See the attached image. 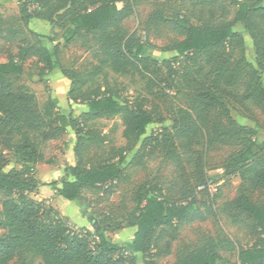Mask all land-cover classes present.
<instances>
[{"label": "trees", "instance_id": "1", "mask_svg": "<svg viewBox=\"0 0 264 264\" xmlns=\"http://www.w3.org/2000/svg\"><path fill=\"white\" fill-rule=\"evenodd\" d=\"M179 6L172 20L173 33L179 38L169 50L179 60L182 69L176 90L188 96L186 108L177 107L171 130L151 134L132 159L140 165L150 152L160 150L163 158L181 167L185 153L192 145H210L207 119L220 112L232 122L228 105L251 118L255 112L264 116V0H165ZM24 26L32 19L53 22L63 31L62 40L69 44L81 32L97 33L101 59L89 71L65 70L59 62V49L48 44H18L16 54L0 62V145L6 146L22 170L4 171L8 162L0 156V264H9L19 254L39 259L41 264H156L172 254L180 228L211 214L197 211L199 201L193 193L184 191L181 200L175 192L163 193L145 184L132 198V208L125 227L135 228L133 239L123 246L113 242L108 231L96 227L93 231L75 229L51 206L29 197L40 186L52 188L56 195L69 202L83 200V193L104 194L123 174V150L112 149L109 157L89 165L85 160L86 142L95 136L98 122L119 116L122 137L129 141L146 135L156 123L154 115L139 104L121 97L113 78L137 73L147 83L155 82L145 75L155 61L146 47L132 35H127L122 22L132 15L129 0H17ZM125 3L118 7V3ZM33 6V11L29 7ZM230 7L235 8L231 13ZM59 11H63L58 14ZM160 22V18L154 20ZM240 24L252 41L253 61L243 57L245 67L233 61L230 51L242 47V35L233 27ZM5 22L0 14V40H6ZM35 59L43 72L61 71L70 82L68 102L85 108L79 116L58 115L56 101L48 98L41 106L27 87L14 90L9 76H20L26 60ZM164 90V89H163ZM70 129L75 137L73 162L63 168L61 179L39 183L32 176L29 164L43 161V154L34 142L36 135L43 142L57 139ZM255 131L238 128L240 148L224 162L223 174L233 175L240 186L263 195L257 205L241 194L225 204L224 212L240 211L253 222L257 238L250 248L238 251L237 262L222 257L226 245L221 239H210L205 245L178 258L172 264H264V151L255 140ZM187 161V160H186ZM207 191L205 177L200 181ZM223 212V211H222ZM233 217V215H232ZM236 221V217L232 218ZM120 228V227H118Z\"/></svg>", "mask_w": 264, "mask_h": 264}, {"label": "rangeland", "instance_id": "2", "mask_svg": "<svg viewBox=\"0 0 264 264\" xmlns=\"http://www.w3.org/2000/svg\"><path fill=\"white\" fill-rule=\"evenodd\" d=\"M132 4V15L122 22L127 35H132L146 47L147 53L155 61L147 67L145 75H152L155 82L147 86L146 80L137 74H129L115 80L108 74L110 84H114L121 97L129 103L139 104L149 110L155 117L144 137L129 141L122 137V122L119 116L104 119L97 123L95 136L86 142L85 160L89 165L96 161L107 159L112 149H122L124 162L123 174L115 182L111 190L104 194L83 193V200L69 204L70 207L51 203L56 193L48 186H40L29 197L46 206L57 210L71 227L93 231L100 226L108 231L109 238L116 243L126 246L133 239L134 228L125 227L126 216L132 208V198L136 191L145 184L159 188L163 193L175 192L174 199L181 200L183 192L193 193L199 205L197 211L204 213L206 205L211 214L202 220H196L183 225L179 237L173 246L172 254L156 261V264H172L178 258L202 247L210 239H221L226 245L220 250L222 257L231 263L237 262L238 251L251 247L257 236L253 231V222L240 211L224 212L225 204L239 197L247 195L250 201L257 205L263 203L261 192H251L240 186L238 178L223 174L226 159L240 148L241 138L235 135L238 128L255 131V140L264 151V116L255 112L251 118L239 113L232 105H228L232 122H227L220 112L210 114L207 119V133L211 136L210 145H192L183 153L185 161L181 167H175L163 158L160 150L148 153L140 165L132 163L142 140L151 134H158L162 130H171L177 107L186 108L188 96L176 90L178 75L182 65L174 58L169 49L179 41L173 33L172 20L179 14L176 2L165 0H129ZM125 3H118L123 7ZM34 7H29L33 11ZM231 13L235 8L230 7ZM63 11H59L61 14ZM0 14L5 22L6 40H0V62H6L9 55L14 56L18 44H48L51 40L57 46L59 62L63 69L76 72L89 71L99 64L101 59L97 43L98 34L81 32L72 42L65 45L62 40L63 31L58 29L55 20L46 22L32 19L28 26H24L19 14L17 0H0ZM160 18V22L154 20ZM233 30L242 35V47L235 46L230 54L233 61L245 67L243 57L253 61L252 41L244 33L240 24H235ZM20 76H9L8 80L14 90L27 87L36 96L41 106L48 98L56 101L58 115L68 117L69 114L79 116L85 111L81 105L70 103L66 93L70 82L60 70L43 72L41 64L35 59L26 60L22 65ZM164 89V90H163ZM39 151L43 154V161L29 164L32 176L39 183H51L61 179V172L65 166L73 162L72 149L75 137L70 129L64 130L60 136L51 141L43 142L38 136H33ZM0 156L8 162L4 171L11 169L22 170L23 164L16 163L12 152L0 145ZM187 160V161H186ZM205 177L206 192L200 181ZM53 194V196H52ZM223 211V212H222ZM67 213L69 216H65ZM236 217V221L232 220ZM120 227V228H118ZM5 233L0 229V236ZM9 264H41L39 259L27 254H19Z\"/></svg>", "mask_w": 264, "mask_h": 264}, {"label": "crops", "instance_id": "3", "mask_svg": "<svg viewBox=\"0 0 264 264\" xmlns=\"http://www.w3.org/2000/svg\"><path fill=\"white\" fill-rule=\"evenodd\" d=\"M85 109V108H84ZM82 112H84V111H82ZM81 112V113H82ZM71 163H69L68 165H70ZM51 190L53 191V192H55L52 188H51ZM52 196H53V194H52ZM52 202L51 203H53V204H59V205H61V206H63V207H70L69 206V204H71V203H73V202H69V201H66V200H64L63 198H61V197H59V196H57L56 195V198L54 199V200H51ZM65 216H69L67 213H65ZM132 230H134V231H132L133 233V235H134V233H135V228L134 229H132Z\"/></svg>", "mask_w": 264, "mask_h": 264}]
</instances>
